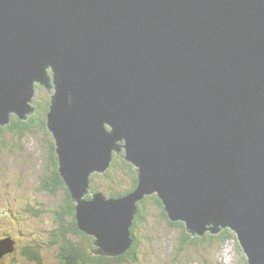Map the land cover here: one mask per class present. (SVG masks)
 <instances>
[{"label":"water","instance_id":"1","mask_svg":"<svg viewBox=\"0 0 264 264\" xmlns=\"http://www.w3.org/2000/svg\"><path fill=\"white\" fill-rule=\"evenodd\" d=\"M36 86L53 87L46 127L96 254L129 249L156 195L192 236L228 229L264 264V0H0V127L33 113ZM121 153L134 190L84 200Z\"/></svg>","mask_w":264,"mask_h":264},{"label":"rangeland","instance_id":"2","mask_svg":"<svg viewBox=\"0 0 264 264\" xmlns=\"http://www.w3.org/2000/svg\"><path fill=\"white\" fill-rule=\"evenodd\" d=\"M51 95L53 87L39 86L31 99L33 107ZM35 114L38 112L34 108L30 115ZM51 142L54 143L52 135L38 126L20 140L7 131L0 134V239H11L15 246L14 255L2 257L0 264H60L59 245L51 242V236L57 232L54 213L63 205L64 191L50 193ZM131 168L135 170L134 166ZM114 176L122 189L128 188L129 177L124 170L114 171ZM104 183L93 184L99 193H110ZM88 192L94 193L91 189ZM137 227V260L129 264H247L236 238L220 245L205 240L203 244L196 243V247L185 246L178 255L180 231L170 227L153 205L145 209ZM33 245L39 246L38 261L21 255L24 247Z\"/></svg>","mask_w":264,"mask_h":264},{"label":"trees","instance_id":"3","mask_svg":"<svg viewBox=\"0 0 264 264\" xmlns=\"http://www.w3.org/2000/svg\"><path fill=\"white\" fill-rule=\"evenodd\" d=\"M50 100L45 99L37 105L34 103V108L38 114L30 115L25 120H20L17 116L10 117V123L7 126L0 127V134L4 132H10L16 135L18 139L24 138L26 135L30 134L33 129L38 126L41 127L45 132H49L46 127V114L48 112ZM37 116V117H36ZM43 117V119H39ZM49 160L50 165L53 166L51 170L49 182H51L50 193L54 191H64V199L60 209L55 211V220L57 226V232H53L51 236V242L57 243L60 249V264H129L137 260V249L140 239L137 236L138 223L144 217V211L149 205L156 207L163 220L172 228L180 231L179 236V246L177 248V254H181L185 246L193 245L196 247V243L203 244L205 240L209 243L220 245L225 243L230 238H236L235 234L228 229H223L217 234H210L206 232L203 236H192L186 231V228L182 222H171L164 211L161 202L157 199L156 195L146 196L142 201L136 204L137 212L132 221L130 227V238L132 240L131 247L127 249L122 255L116 257L101 256L94 252L95 246L93 245L94 239L91 236L86 235L80 231L77 227V221L75 218V202L72 200L66 186L64 185L62 179L58 172V162L57 155L55 153V144L53 142L49 143ZM131 164L126 162L123 155H115L113 157L110 167L102 174H92L90 176V189L96 193L99 192L95 188L94 184L98 181H103L107 186L110 193L106 194V198H116L124 196L134 190L137 184V173L136 170L131 168ZM124 170L125 174L129 177V186L127 189H122L121 183L118 182L117 178L114 176V171ZM94 183V184H93ZM44 187V186H43ZM44 188L48 189V186ZM93 194V193H92ZM92 194H87L83 199L90 200ZM134 239V240H133ZM237 240V238H236ZM4 254L3 257L13 256L14 248ZM38 245L26 246L22 249V257L30 261H38L37 248ZM15 249V248H14ZM124 255V256H123Z\"/></svg>","mask_w":264,"mask_h":264},{"label":"bare ground","instance_id":"4","mask_svg":"<svg viewBox=\"0 0 264 264\" xmlns=\"http://www.w3.org/2000/svg\"><path fill=\"white\" fill-rule=\"evenodd\" d=\"M39 86H36V88H38ZM33 106V105H32ZM134 240V239H133ZM131 247V246H130ZM124 256V255H123Z\"/></svg>","mask_w":264,"mask_h":264},{"label":"flooded vegetation","instance_id":"5","mask_svg":"<svg viewBox=\"0 0 264 264\" xmlns=\"http://www.w3.org/2000/svg\"><path fill=\"white\" fill-rule=\"evenodd\" d=\"M49 100H50V98H49Z\"/></svg>","mask_w":264,"mask_h":264}]
</instances>
